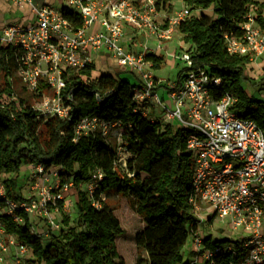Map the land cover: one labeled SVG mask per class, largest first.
<instances>
[{
  "label": "trees",
  "instance_id": "16d2710c",
  "mask_svg": "<svg viewBox=\"0 0 264 264\" xmlns=\"http://www.w3.org/2000/svg\"><path fill=\"white\" fill-rule=\"evenodd\" d=\"M189 15L178 26L193 60L192 68L205 67L223 81L216 98L229 91L238 100L234 108L241 116L253 119L264 131V100L251 95L243 86L249 56L230 54L225 36L242 34L251 5H258L259 21L264 27V2L259 0H183ZM173 0H157L159 10L173 9ZM62 14L76 27L82 18L67 5ZM198 11H201L198 13ZM168 23V21L165 22ZM21 49L0 43V172L7 175L6 187L12 198L21 197L18 180L24 166L42 163L47 169L57 167L61 181H72L77 189V226L66 216L58 232H52L46 243L42 236L30 231V222L19 226L4 216L7 230L16 234L32 250L39 264H129L121 256L118 239L126 234L124 227L103 196L126 197L144 222L135 235L141 252L131 264L184 263V248L198 229L192 212V177L194 160L187 147L192 133L184 127L164 123L160 117H145L134 100L136 84L121 72H102L93 77L95 64L65 73V100L74 109L70 118L39 117L25 98L14 99L12 78L20 66ZM153 67H160L164 56L148 53ZM187 67L176 82L183 81ZM131 72V71H130ZM71 93V99L67 98ZM85 116H97L108 122H120L122 141L108 142L99 132L82 135L77 141L76 125ZM127 153L126 166H117L118 147ZM103 172V180L95 192L102 201L96 208L84 186L95 170ZM65 200L58 201L59 209ZM125 236V235H124ZM231 239L219 241L204 237L207 249L213 251V263L232 264L234 252L227 249ZM239 248L235 241V249ZM194 254V252L192 251ZM264 264V263H262Z\"/></svg>",
  "mask_w": 264,
  "mask_h": 264
},
{
  "label": "built area",
  "instance_id": "2783aa9c",
  "mask_svg": "<svg viewBox=\"0 0 264 264\" xmlns=\"http://www.w3.org/2000/svg\"><path fill=\"white\" fill-rule=\"evenodd\" d=\"M11 1L17 7H28L33 19L27 23L5 25L0 30V43L21 49L17 74L39 117L70 118L74 107L65 100V73L69 68L80 69L95 64V54L109 53L118 65L135 72L137 81L132 87L133 97L143 116L158 117L154 108L159 105L164 123L178 121L181 127L192 132L187 140L194 160L190 203L198 225L190 236L194 247L192 264L213 263L214 253L206 248L205 236L199 227L204 222H212L214 217L228 220L235 232L243 233L238 239L231 238L227 246L234 252L232 264L264 263L263 129L234 108L238 100L234 93L227 91L216 98L215 91L221 87L222 79L205 67L192 68L193 60L188 52L183 57L190 69L179 86L175 83L168 88L173 105L170 108L158 92L162 80L149 69L153 63L146 55L151 50H135L129 44L127 27L151 34L159 44L172 38L189 15L188 7L170 16L164 26L156 21L160 11L157 0H66V5L82 18V25L76 27L62 14L61 6L46 0L41 3L36 0ZM257 10L258 5L252 4L241 24V35L225 36L230 54L249 56L254 63L264 55V27ZM67 98L71 99L70 92ZM14 99H17L15 93ZM121 125L97 116H85L76 125L74 141L82 135L99 132L111 142L114 131L112 136L120 143ZM128 156L119 146L117 166H126ZM29 166H32L33 176L32 181H28L29 194L21 197L8 195L7 176L0 172V264H24L30 251L26 243L7 230L3 217H11L19 226L29 221L30 231L40 236L45 233L35 226L36 219L59 230L61 222L54 217L52 208L55 206L58 210V201L66 202L64 193L74 186L72 181H61L57 167L47 169L42 163ZM103 175L100 169L95 170L85 185L96 208L102 206V201L95 198V192ZM51 179L54 185L50 186ZM235 241L239 243L238 249H235Z\"/></svg>",
  "mask_w": 264,
  "mask_h": 264
},
{
  "label": "rangeland",
  "instance_id": "374dc122",
  "mask_svg": "<svg viewBox=\"0 0 264 264\" xmlns=\"http://www.w3.org/2000/svg\"><path fill=\"white\" fill-rule=\"evenodd\" d=\"M261 1V0H259ZM46 2L55 5L62 6L66 5V0H46ZM185 3L183 0H173L172 7L173 9L166 7L164 10L171 15H174L179 10L183 9ZM16 7L11 0H0V28L7 24L13 23L17 18L21 17L20 11L22 8ZM201 11H198L200 13ZM33 15V14H32ZM162 25V24H161ZM138 33V41L132 43L135 50H144L149 48L150 50L155 51V54H161L164 56L160 67H149L152 73L160 80H162L160 87L158 88L159 95L164 98L165 102L170 106H173L170 100L168 88L171 85H174L179 75L189 67V63L184 59V55L187 54V49L189 43H186L179 31L173 33L172 38L165 39L159 44V40L153 37L151 34L146 33L145 31L135 30V33ZM130 44V45H132ZM160 45V46H159ZM257 62H264V55L261 56ZM96 70L93 73V77L100 75L102 72H111L117 74L121 72L122 75L132 82L137 80L135 72H130L127 68L120 66L117 62L109 56V53L101 55L100 58H95ZM246 79L242 80V86L253 96L258 99L264 100V64L258 65V63L250 64L246 67L245 71ZM2 84V79L0 76V85ZM13 91L17 99L25 98L29 103H33V100L30 99L28 93H26L25 88L21 83L20 76L18 74L14 75L12 78ZM155 115L162 117V107L157 105L154 108ZM174 127H180L181 124L178 121H173ZM114 131L111 132V142L117 145V140L114 136ZM7 176V175H6ZM32 166H24L23 171L18 180V191L21 195L29 194V185L28 181H32ZM35 179H33L34 181ZM49 185H54V180L49 181ZM85 188V186H84ZM57 191V190H56ZM57 193V192H56ZM66 202L63 209H56L54 206L52 208V213L56 220L63 222V219L68 216L70 218V223L73 226H77L78 223V214L76 211V202L78 199L77 189L75 186H72L70 190L64 193ZM107 203L115 209L116 215L119 217L122 226L124 227L126 234L122 235L123 237L118 239V249L121 256L124 260L131 264L135 263L139 254L146 255L145 252H141L135 242V235L140 231L144 222L141 216H139L136 211L131 206L129 200L115 193L110 194L106 198ZM35 226L41 229L45 234L42 235V240L44 243L49 239V235L52 232H58L57 230L51 229L46 221L36 219L34 222ZM229 224V221H222L218 217H214L212 222H204L200 225V231L203 236L211 235L213 239H218L223 241L225 239H238L243 236L241 231L235 232ZM245 236V235H244ZM193 243L191 238H189L188 243L184 248V263H190L194 259ZM29 253L26 255L24 264H39L33 255L32 250L29 248Z\"/></svg>",
  "mask_w": 264,
  "mask_h": 264
},
{
  "label": "crops",
  "instance_id": "0c3cea01",
  "mask_svg": "<svg viewBox=\"0 0 264 264\" xmlns=\"http://www.w3.org/2000/svg\"><path fill=\"white\" fill-rule=\"evenodd\" d=\"M37 2H44L45 0H36ZM186 5H184L185 7ZM17 7V6H16ZM20 9V8H19ZM20 11H22L21 13V17L20 18H17L16 21H14L13 23H27L29 21H31L33 19V15H32V12L31 10L28 8V7H24L22 8ZM172 13L170 12L169 14H167V12H165L164 10H160L158 15L156 16V21L158 22V24H165V22L168 20V18L171 15ZM4 26H2L3 28ZM0 28V30L2 29ZM127 32H128V39H129V44H132L134 42H137L139 37H138V33L139 32H136L135 33V30H133L131 27H127ZM132 34V35H131ZM133 47V44L131 45ZM152 53H155V51L151 50ZM94 57L96 59L100 58L101 57V54H95ZM253 65H254V62H252ZM258 63V65H261V64H264V62H256ZM94 73V72H93ZM29 167V165H27Z\"/></svg>",
  "mask_w": 264,
  "mask_h": 264
}]
</instances>
